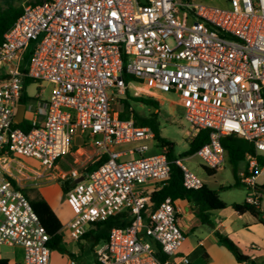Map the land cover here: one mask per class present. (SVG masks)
<instances>
[{
    "label": "built area",
    "instance_id": "2783aa9c",
    "mask_svg": "<svg viewBox=\"0 0 264 264\" xmlns=\"http://www.w3.org/2000/svg\"><path fill=\"white\" fill-rule=\"evenodd\" d=\"M227 1V8L199 0H46L23 7L0 44V246L22 248V264H49V236L9 172L8 153L51 170L74 137L86 135L104 160L65 194L69 237L79 241L90 225L128 212L131 225L113 227L97 245L98 264L190 263L179 256L185 236L173 200L152 210L145 190L168 180L171 162L160 152L144 156L153 131L120 120L108 90L156 101L177 95L188 137L208 131L206 144L174 161L186 190L204 182L184 161L197 157L210 170L222 169L225 136L251 143L264 161V0ZM24 78L51 87L47 100L24 105L31 114L26 131L14 121ZM246 163L249 175L242 171L239 179L252 192L245 201L257 206L255 179L264 167L255 157ZM68 175L80 177L76 170Z\"/></svg>",
    "mask_w": 264,
    "mask_h": 264
},
{
    "label": "trees",
    "instance_id": "16d2710c",
    "mask_svg": "<svg viewBox=\"0 0 264 264\" xmlns=\"http://www.w3.org/2000/svg\"><path fill=\"white\" fill-rule=\"evenodd\" d=\"M46 0H35L31 2V5H36L44 2ZM23 11L21 5H15L11 0H0V44L3 41L4 33L12 26L15 20L20 16ZM31 47L27 49L22 57L21 71L22 74L26 73V64L28 58L31 54ZM134 80L131 76L126 77V82ZM135 81V80H134ZM33 83L31 80L24 78L22 85V97L19 99V104H25L28 98L25 95V87ZM120 110L116 111L118 118L120 120H131L134 122L135 126L138 127H149L154 133L155 147L160 153H164L167 159L171 162L170 164V175L168 180H166L159 188L150 194V209H155L165 198L169 197L171 200L185 199L190 204L191 210L195 218L203 225H208L214 229L211 216L214 212L224 210L227 208V204L223 202L218 193L211 189L206 183H203L202 187L198 190H186L182 186V174L178 166L174 164V161L178 158H184L193 155L201 146L208 141V131L202 130L198 132L188 143L187 150L176 155L174 153L175 144L168 138L163 137L160 134L157 115L152 113L149 116H141L134 105H141L144 107L151 108L155 111L159 109L158 101L148 98V97H129L126 93L123 99H118ZM18 127L24 131L28 129V126L23 121L21 124H16ZM221 145L225 152L226 163L230 166L232 170V175L234 179V186L243 185L239 179V173L243 169L245 175H249L246 171L247 163L246 157L257 158V163L260 168L264 167V161L260 157H256V152L251 143L236 137L235 135H229L221 138ZM4 150L0 151L2 155ZM11 157V153H8ZM104 160L100 158L84 168V172H90ZM207 176H214L216 171L210 170L205 166H202ZM229 188V187H228ZM255 193L258 195V205L248 204L245 200L241 203H231L229 205L230 209L237 213L238 215L248 214L253 219H255L259 224L264 226V207L262 208L261 202L264 197V184H255ZM63 194L68 192V188L62 189ZM25 194V193H24ZM30 205L35 212L39 223L44 228L49 236L48 246L51 251H56L59 254L67 253L65 247L62 244V239L60 236L61 223L58 220L55 213L52 211L49 204L45 201L43 197L39 194H33L32 197H28ZM145 217V215H143ZM133 217L128 212L120 213L116 216L109 217L107 220L99 223H94L89 226L86 234L82 239H89L94 246L99 243L108 240L109 232L113 227L126 228L131 225ZM214 236L217 239L219 245L225 247L233 256L237 264H258L255 259L250 256L245 255L239 251L237 246L231 242L226 236L221 235L218 231H214ZM156 257L163 261L165 258L162 255L160 248L157 245H153ZM0 264H8L6 259H0ZM96 264L97 261H96Z\"/></svg>",
    "mask_w": 264,
    "mask_h": 264
},
{
    "label": "rangeland",
    "instance_id": "374dc122",
    "mask_svg": "<svg viewBox=\"0 0 264 264\" xmlns=\"http://www.w3.org/2000/svg\"><path fill=\"white\" fill-rule=\"evenodd\" d=\"M15 5H21L25 7L27 5H31V2L35 0H11ZM200 3L208 6L219 7V8H227L228 1L227 0H199ZM51 87L46 83H31L25 87V95L35 100L36 98H47L50 93ZM133 90L125 91L124 95H119L115 88H111L108 90V94L114 98L112 102L113 111L120 110L118 99H123L126 93L129 94V97L136 98ZM137 93H140L137 91ZM161 100H157L159 103V109L157 111L144 107L141 105H134V109L138 111V113L143 116H149L154 113L157 115L158 126L160 134L171 140L175 144L174 153L176 155H180L187 150L188 143L191 140L188 137V132H190L189 124L183 119L184 112V103L181 99L174 94H162ZM28 113H25L24 120H28ZM74 142H72L73 144ZM76 147V146H75ZM74 152L70 147V153L66 155L64 158V162L59 164L60 169L63 172L69 171L71 168H77L79 171L82 170L85 164L91 161L92 159H87V157L83 156L82 158H78L79 163L76 162L75 157L72 155ZM158 153L154 147V142L152 141L148 144L147 151L144 153V156L152 155ZM15 157V158H14ZM11 157L9 163V172L11 176H13L17 182L19 188L28 196L32 197L33 194H39L41 197H45L52 204H55L57 201H62L64 199V195L60 189V182L63 183L61 179V174L59 171H51L55 176V179L58 181H51L50 176H43L37 178V172H46L43 171L42 166H40L39 161L30 158ZM131 160L133 158H126V160ZM184 164L201 180L206 181L208 186L215 190L220 199L227 203H241L245 200L246 197L251 196L252 192L248 190L245 186L239 185L234 186V179L232 175V170L230 166L226 163L224 167L216 172L214 176H207L205 171L202 168V163L197 157H192L184 161ZM22 166L24 168H22ZM243 169L241 170V172ZM69 179L67 178V181ZM255 183L257 185L264 184V168L260 169L257 173V177L255 179ZM229 187V188H228ZM65 201V200H64ZM230 212V208L227 207L225 210L217 211L215 214L217 215H227ZM243 221H239L241 225ZM211 227L208 225H197V228L194 232L188 231L186 233V244L189 248L195 247L198 239H202L204 243V247H197V249L190 255L189 261L191 264H232L228 261L231 256H224L221 253V246L219 244H213L211 240L208 238V233L210 232ZM231 242H233L239 251L245 255L249 254V249L241 248L238 244H236L235 240L232 237L226 236ZM149 241L148 239H146ZM12 249L5 246H0V254L2 256L9 255L12 253ZM206 258H205V254ZM233 262V261H232ZM50 264H60L58 261L57 253L51 254V263Z\"/></svg>",
    "mask_w": 264,
    "mask_h": 264
},
{
    "label": "crops",
    "instance_id": "0c3cea01",
    "mask_svg": "<svg viewBox=\"0 0 264 264\" xmlns=\"http://www.w3.org/2000/svg\"><path fill=\"white\" fill-rule=\"evenodd\" d=\"M48 97H49V95H48ZM48 97L43 98V99L42 98H36L35 100L29 99L26 101L25 104H27L28 102L34 103L37 99L47 100ZM18 105H20V104L18 103ZM25 113H28V112L23 113L22 122L24 121L25 124L28 126L30 119H31V114L28 113V116H29L28 120L25 121L24 120ZM41 119H43V117H41ZM72 142H74V143L72 144ZM72 142H71V149L74 150L72 155L75 157V160L77 163L80 162L78 160L79 156H80V158L85 156V157H87V159H92L91 161L89 160V162L87 164H85V166L83 167L82 170L80 169V171H79L77 168H71L69 171L63 172L60 169L59 164L61 162L63 164V162L65 160L64 158L66 157V156H64L56 162L55 166L51 170H47L44 173L43 172H37L36 173L37 178H39V177L41 178L44 175L45 176L49 175L50 176L49 179L51 181H58L55 179V176L50 172L52 170L53 171H55V170L59 171V173L61 174V179L63 180V183L60 182V189H61L62 194H63V190H62L63 188L67 187L68 191H69L76 181L82 179V176H84L87 173V172H84V168L88 164L100 159V157L97 154L96 149L93 147L92 142H91L90 138H88V136L78 135V136L74 137ZM154 147H155V142H154ZM155 149L159 153V151L157 150L156 147H155ZM11 157H14V155H11ZM126 158H130V157H126ZM126 158H124V159H126ZM22 168H24V167L22 166ZM72 170H76L79 173L80 177L78 178V180H74L68 175L69 172ZM43 171H45V170L43 169ZM67 178L69 179L68 181H67ZM203 182L206 183V181H203ZM158 188H159V186L154 185V184H147L145 186V190L147 191V193L149 195L153 191L157 190ZM63 195H64V199L60 202L57 201L55 204H52L51 201H49L45 197H43V198L49 204L52 211L55 213V215L57 216L58 220L61 223V229H60L59 233H60V236L62 239V244L65 247L67 253L70 254L71 256L66 255V254H64V255L59 254L56 251H51L49 264L51 263V254L52 253H57L58 261L60 262V264H71V262H74V264H96L95 249H96L97 245L94 246L89 239H81L79 241L72 240L68 235V231L65 227V224L71 218L72 213H71V209L67 205L66 201H64L65 200V194H63ZM173 203H174V206L178 212V224H179V226H180V228L183 231L184 236H185V240H184V242H183V244L179 250V256H187L189 258L190 255L197 249V247L203 248L204 243H203L202 239H198L196 246L189 248L186 244V233L188 231L194 232L197 228V225H199L201 223L195 218V216L191 210L190 204L188 203L187 200L176 199V200H173ZM227 205H228L227 207H229L230 204H227ZM261 206H262V208L264 207V197H263V200L261 202ZM211 220L213 222L214 229L211 228V230L207 236L209 237L208 239L211 240L213 244H218L217 239L214 236V231H218L223 236L232 237L235 240L236 244L241 246V248H244V249L248 248L250 251L248 256H250L252 259H255L258 264H264V226L259 224L255 219H253L248 214L238 215L237 213L233 212L231 209L227 215H224V214L223 215L222 214L216 215L214 212L213 215L211 216ZM239 221H243V223H241V225H240ZM201 225H203V224H201ZM5 247H9L13 251L11 254L5 255V256H2L0 254V259H6L8 261V264H22V262H23V250H22V248L14 247V246L13 247L5 246ZM220 250H221V253L225 257L228 256V254L231 256V258L228 259V261H230V263L237 264L235 262L233 256L231 255V253L225 247L221 246ZM230 256H228V257H230ZM205 258H206V254H205ZM189 264H191V262Z\"/></svg>",
    "mask_w": 264,
    "mask_h": 264
},
{
    "label": "water",
    "instance_id": "95a60500",
    "mask_svg": "<svg viewBox=\"0 0 264 264\" xmlns=\"http://www.w3.org/2000/svg\"><path fill=\"white\" fill-rule=\"evenodd\" d=\"M24 110H25V106L23 104H20L17 106L16 112L14 115V121L16 124H20L22 122ZM78 181H80V180H78ZM78 181H76V182H78Z\"/></svg>",
    "mask_w": 264,
    "mask_h": 264
}]
</instances>
